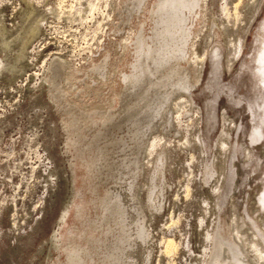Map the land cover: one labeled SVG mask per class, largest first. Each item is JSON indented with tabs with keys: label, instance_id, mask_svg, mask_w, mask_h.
I'll return each mask as SVG.
<instances>
[{
	"label": "rangeland",
	"instance_id": "rangeland-1",
	"mask_svg": "<svg viewBox=\"0 0 264 264\" xmlns=\"http://www.w3.org/2000/svg\"><path fill=\"white\" fill-rule=\"evenodd\" d=\"M27 8L41 21L22 69L0 46V264H67L117 204L107 264H227L233 219L252 226L258 264L264 0H0V27L14 33Z\"/></svg>",
	"mask_w": 264,
	"mask_h": 264
},
{
	"label": "bare ground",
	"instance_id": "bare-ground-1",
	"mask_svg": "<svg viewBox=\"0 0 264 264\" xmlns=\"http://www.w3.org/2000/svg\"><path fill=\"white\" fill-rule=\"evenodd\" d=\"M21 18L23 19V21L25 22V24L21 28H17L14 33H11V32L9 33V30H8L9 28H7L5 25H1V27H0V46H2V48L7 52L6 54H8L10 52H13L14 53V55L12 56L13 57L12 58V60H13L12 62H10V61L3 62V65L7 66L9 68V70L10 69L11 70H17L18 66H19L20 69H22L23 64L17 65V63H18V61H20L21 59H23L25 57L26 51H27V48H28V44L33 40V38H35L37 36V34L39 33V29H40V21H41L40 16H38V14L37 15L36 14H33V10L28 9V8L25 9L24 10V13L21 16ZM261 26L263 27L262 29H264V24L261 25ZM15 45H16V47H15ZM260 46H261V48H260V51H259V54H258V63H259L258 70L260 71L261 76H262L261 83L264 85V41L262 42V45H260ZM1 63H2V60L0 59V65H1ZM203 67H204V63H203V66L201 67V71L203 70ZM201 71H200V74H199L198 77H201ZM168 106H169V104H166L165 107H168ZM137 107H138V104L137 103L136 104H131V105L127 106L126 109H125V114H128V112H130V113L131 112H135ZM166 111H168V110H166ZM165 112L163 114H161L162 119H163V116L166 115ZM125 114H124V116H125ZM221 117L223 118V122L224 123H223L222 131L220 132V134L218 136V139H217V142H216V149H215L216 150L215 153H219L220 155L221 154H224L225 153V150L228 149L227 147L229 145V139H230L229 138V134H228V131L229 130H227V128L225 126V122H227V121L228 122H232V120L228 119L225 111L223 112V114L221 115ZM106 118H108V117H106ZM125 118H126V116H125ZM165 119H167V118H165ZM229 126H231V125H229ZM261 126L262 125L259 124L254 129L256 131V133H258V136L257 137H260V135L262 134V132H261ZM154 128H156V125L153 126V129ZM159 128H160V126H159ZM157 130H159V129H157ZM166 131H167V129H166ZM193 141H195V140H193ZM117 143H118V141H117ZM200 145H201V142H200ZM248 148L246 147L247 154L250 153V151H249ZM105 157H106V152L104 150H102V149H97L96 151H94V153L92 154V157L90 158V161L87 162L86 165H90V166L96 168V166L101 161H103V159ZM221 160H222V158H221ZM130 167H133L132 164H131V166L129 164V169H130ZM221 170H222V168H221ZM118 173H119V176H123V174H121V171L120 172L118 171ZM223 176H225V175H223ZM217 178H219V177H217ZM221 179L223 180L224 177H222ZM224 183H225V181H224ZM216 186H217V184H216ZM263 197L259 199L262 202V205H264V198ZM115 202L116 201L111 202V203H114L115 204ZM114 206L115 205L112 206V209L110 208L111 209V212L110 213H112L110 215V217H107L109 215L108 212H106L107 211L106 210L107 207H106V209L104 208L105 210L102 211L101 214L99 213L97 215V217L99 219L97 221L94 220L90 224L89 231H84L83 232V235L81 236V238L86 241V245H83L82 246L80 243H77V242L74 243L75 246L72 247V249L67 253V259H68L67 264H93L94 253L98 249L100 250V254H101V255L99 254L100 255V258H101L100 259V262H101L100 264H105L106 263L104 259H107V257L110 256L109 255L110 253H113V251L111 252V251H108L107 250L108 249V245L106 246L107 236L109 234H112V235L115 236V238L118 239L120 237V234H121V227H122V225H124L123 224L124 221L122 220L124 218L121 219L120 218L121 216H119V213H118V207L119 206L117 208H116V206L115 207ZM108 209H109V207H108ZM120 210H119V212H121ZM108 211H110V210H108ZM105 212L108 214L107 216L105 215ZM261 220L263 221V218ZM245 224H247V223H245ZM262 224H263V222H262ZM235 225H236V223L234 224V219H233L231 236L233 238V242H234V244L236 246L235 247L236 249H233L232 248L233 245L231 246V244H227V242H226V244H223V246L220 247V251H219V253L217 254L216 257L220 260L221 263L225 262L227 264H240L241 262H243V264L244 263L245 264H252L253 259L252 258H249V255H248L249 250L252 251V249H253L252 246L255 244V242L252 240V235H253V231L251 229L252 226L251 227L248 226V225H247V227L244 226L246 228L243 231H239L237 229L238 227L235 226ZM95 230H97L99 232L98 235H95L93 233ZM87 233H89V235ZM223 242H225V241H223ZM167 243H169L168 244L169 247H173L174 246V243H173V240L172 239H168ZM114 245H116V243ZM263 245H264V243H263ZM112 247H115V246H112ZM103 249H105V251H103ZM112 249H114V248H112ZM257 250H258V257L257 258L259 260L258 264H264V248L262 246V243H258V249ZM114 252H115V250H114ZM116 252L114 253V255H116ZM111 259H115V258H111ZM109 260H107V261H109ZM108 264H118V263H117V260H112V261L110 260V262Z\"/></svg>",
	"mask_w": 264,
	"mask_h": 264
}]
</instances>
